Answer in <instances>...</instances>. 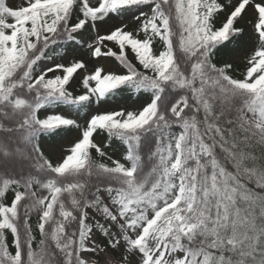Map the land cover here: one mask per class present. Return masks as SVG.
<instances>
[{
	"label": "snow or ice",
	"instance_id": "1",
	"mask_svg": "<svg viewBox=\"0 0 264 264\" xmlns=\"http://www.w3.org/2000/svg\"><path fill=\"white\" fill-rule=\"evenodd\" d=\"M0 264H264V0H0Z\"/></svg>",
	"mask_w": 264,
	"mask_h": 264
}]
</instances>
